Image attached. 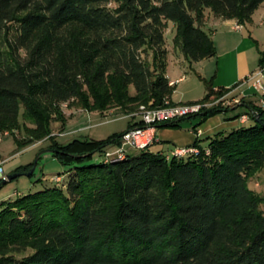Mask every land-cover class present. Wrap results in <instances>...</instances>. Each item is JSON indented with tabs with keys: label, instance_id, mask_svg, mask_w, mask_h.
Here are the masks:
<instances>
[{
	"label": "trees",
	"instance_id": "trees-1",
	"mask_svg": "<svg viewBox=\"0 0 264 264\" xmlns=\"http://www.w3.org/2000/svg\"><path fill=\"white\" fill-rule=\"evenodd\" d=\"M263 3L0 0V37L8 38L0 49V130L48 138L60 106L71 101L130 119L125 131L103 141H50L47 150L69 170L55 176L59 182L1 203L0 264H264V195L249 187L264 170L263 105L242 98L156 124L178 129L233 112L229 120L247 115L253 122L214 134L207 146L197 139L189 146L195 154L167 159L148 148L103 159L126 132L144 127L140 106L185 105L172 101L166 74L169 22L176 46L198 63L217 55L205 29L208 13L245 26ZM201 79L206 97L186 104L215 102L235 88L215 89L214 77Z\"/></svg>",
	"mask_w": 264,
	"mask_h": 264
},
{
	"label": "rangeland",
	"instance_id": "rangeland-1",
	"mask_svg": "<svg viewBox=\"0 0 264 264\" xmlns=\"http://www.w3.org/2000/svg\"><path fill=\"white\" fill-rule=\"evenodd\" d=\"M264 7V4H263ZM263 7L261 9H263ZM252 24H248L247 31H252ZM257 28H259L257 26ZM261 28V27H260ZM259 28V29H260ZM261 34L259 38V50L264 53V27L261 29ZM254 31V30H253ZM256 31V30H255ZM165 38H166V48L168 50L167 58V67L166 74L169 78L177 79L181 76H185L186 80L176 87H174V92L172 97L177 102L190 103V102H199L204 100L207 95V90L204 81L201 78H205V74L208 75V72L204 71L203 64L192 63L186 59L184 53L179 46H176V29L174 23L169 22L168 27L165 29ZM6 37H0V49H6L7 44ZM148 60H152V55L148 57ZM208 68H211L208 67ZM210 71V69L208 70ZM206 72V73H205ZM134 91L133 88H131ZM133 93V92H132ZM224 99L229 104L226 106H235L239 103L233 102L230 95H223L219 97L216 101ZM60 111L62 115L54 117L52 123V133L48 138H45L40 141H33L28 137V134L24 130L15 129V130H2L6 134L4 141L0 144V162H4V170L7 176L13 174H23L19 177L8 181L6 184L0 188V208L1 203L10 198H14L17 195H22L24 193H29L31 191L37 190L42 187V185H50L53 182H59V178L55 176H64L69 170L68 166H65L60 163V161L51 155L46 157L40 152L46 150L52 139H56L60 143L67 144L74 139H89L96 141H103L108 139L114 134L121 133L125 131L128 127L130 119L127 116L123 115H114L117 113V109H111L106 114L107 116L103 117L99 112H89L80 106L77 101H71V103H64L60 106ZM138 114V113H137ZM220 116L222 119L224 115L217 114L210 118ZM23 112L21 111L20 120L22 122ZM75 121L69 124L70 121ZM209 118V119H210ZM139 118L136 117V120ZM208 119V120H209ZM206 120L203 123H200L198 118L193 119L192 121H185L181 124V128L177 130L174 128H161L160 130L164 131L161 137V143L156 144L150 148L151 152H158L161 150L169 151V145L175 146L174 143H162L164 138H168L165 132L173 131H184L185 129H192L193 126H198L197 129L203 128L206 129L214 124V120L208 122ZM240 120L239 118L234 120ZM194 121V122H193ZM208 122V123H207ZM231 122V121H230ZM247 123V122H246ZM253 122L250 121L244 126H249ZM28 125H30L28 123ZM76 130L74 135L64 134L66 131ZM231 131V130H229ZM189 133L190 131H185ZM193 134V132L191 131ZM170 135V134H169ZM210 136H204L202 146H207L208 141H206ZM197 141V140H196ZM175 148V147H174ZM115 146H110L108 151H113ZM129 153L134 154L136 151L130 150ZM41 154V156H39ZM93 162V160L91 161ZM34 164L33 167L35 171L31 176L27 174L28 167ZM54 177V178H53ZM53 178V180H52ZM65 179V178H64ZM42 180V182L40 181ZM249 187L255 192L264 195V170L259 171L249 182ZM16 193V195H14ZM264 208V206H262ZM29 250L26 254H30Z\"/></svg>",
	"mask_w": 264,
	"mask_h": 264
},
{
	"label": "crops",
	"instance_id": "crops-1",
	"mask_svg": "<svg viewBox=\"0 0 264 264\" xmlns=\"http://www.w3.org/2000/svg\"><path fill=\"white\" fill-rule=\"evenodd\" d=\"M263 4L254 13L252 22L249 23L250 25L252 24V31H247L248 24L243 26L242 29L238 30L235 29V25L238 23L237 20H222L215 17L211 13H208V18L205 23V29L212 34V38L217 49V55L213 58L198 62L199 64H203V66L205 67L204 71L206 69V71L208 72V77L205 74L206 79L209 80L214 77L213 82L215 89H230L235 87L231 90V92L227 94L228 96L230 95V97L237 98L239 100L245 98L247 101H251L253 103H256L257 105H261L260 96L252 87V81L250 79L254 75V73H256L262 67L261 59H264V53L262 54L259 50V38L261 34L260 29L264 27ZM262 7L263 9H261ZM257 26L261 28L259 29L257 28ZM210 66L211 68H208ZM209 69L210 71H208ZM167 77L170 81V85L174 87L186 80L184 75L177 79L169 78L168 74ZM171 99L175 103H182L175 101L173 97ZM240 110L241 112L245 111L244 108H241ZM234 114L235 112L229 115L222 114L224 115L225 119H222L220 116L210 118L208 122L214 120L215 123L206 129L199 128L198 133L193 132L192 129H185L184 131L178 130L173 132L167 131L165 132V134L168 135V138H164L165 141L162 143L166 144L172 142L175 144V148L172 145H169V151L161 150L158 152H163L167 155H170L176 149L193 145L197 139L202 140L204 136H210L219 132L229 131L247 124L244 123L241 119L238 120V122L229 120L228 117H231ZM75 119L77 118H74V120L70 121L69 124L73 123ZM185 131L190 132L186 133ZM191 131L193 132V134L191 133ZM75 132L76 130H70L66 131L64 134L74 135ZM163 133L164 131L160 129L157 130V138L154 145L161 143V137ZM43 151H41L40 153H42ZM43 155L49 158L51 153L45 152ZM14 195H16V193Z\"/></svg>",
	"mask_w": 264,
	"mask_h": 264
},
{
	"label": "built area",
	"instance_id": "built-area-1",
	"mask_svg": "<svg viewBox=\"0 0 264 264\" xmlns=\"http://www.w3.org/2000/svg\"><path fill=\"white\" fill-rule=\"evenodd\" d=\"M243 25L239 22L235 25V29H242ZM252 81V87L256 93L260 96V103L264 106V66H262L250 79ZM233 102L239 103L237 98L233 99ZM222 103L226 106L229 104L224 99H220L215 102L208 103H194L185 105H170V101L165 102L164 107L149 108L146 105H142L139 108L138 116L141 117L144 127H137L126 132L121 138V144L117 146L113 151H107L104 155V160L117 161L123 160L129 154L130 150L142 151L151 148L157 138V126L163 122L174 121L182 117L192 116L200 113L204 108L213 106L214 104ZM244 123L249 121V116L243 115L240 118ZM6 134L0 130V144L4 141ZM198 149L195 147H185L176 149L172 154L167 155V159L170 156H185L191 153H197ZM60 180V178H59ZM8 181V176L5 174L4 162H0V184Z\"/></svg>",
	"mask_w": 264,
	"mask_h": 264
},
{
	"label": "water",
	"instance_id": "water-1",
	"mask_svg": "<svg viewBox=\"0 0 264 264\" xmlns=\"http://www.w3.org/2000/svg\"><path fill=\"white\" fill-rule=\"evenodd\" d=\"M45 152H46V153H52L51 150H46V151H43L41 154H44ZM41 154H40L39 156H41ZM35 168H36V167H33V169H32V170L30 171V173L27 174V175H28V176H31V175L33 174V172L35 171ZM20 175H22V174H14V175H10V176H8V181L13 180V179L19 177ZM8 181H5L3 184H6Z\"/></svg>",
	"mask_w": 264,
	"mask_h": 264
}]
</instances>
